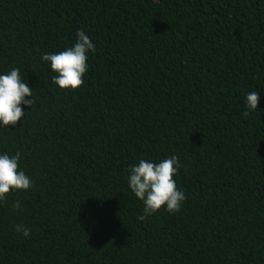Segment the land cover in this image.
Masks as SVG:
<instances>
[{"label":"trees","instance_id":"obj_1","mask_svg":"<svg viewBox=\"0 0 264 264\" xmlns=\"http://www.w3.org/2000/svg\"><path fill=\"white\" fill-rule=\"evenodd\" d=\"M79 30L96 50L60 91L40 57ZM11 68L35 103L0 152L33 187L0 205V264H264V0H0ZM173 154L186 200L142 221L127 170Z\"/></svg>","mask_w":264,"mask_h":264},{"label":"clouds","instance_id":"obj_2","mask_svg":"<svg viewBox=\"0 0 264 264\" xmlns=\"http://www.w3.org/2000/svg\"><path fill=\"white\" fill-rule=\"evenodd\" d=\"M95 45L85 31L75 34V43L58 52H45L40 60L50 73L51 83L60 91H75L83 83L88 71L89 53L95 52ZM244 115L257 111L258 91L248 92L244 98ZM35 103L34 90L29 87L20 68H11L0 72V131H8L6 126L15 125L21 117L26 116L23 108L32 109ZM23 106V107H22ZM22 153L0 152V205L7 203L12 192H27L33 187L32 178L21 167ZM182 167L175 154L167 156L159 162L142 158L127 170L126 183L130 193L142 204L140 220L163 210L175 214L181 210L186 200L185 192L177 188L174 177ZM13 209L20 210L21 202L17 200ZM14 231L28 238L30 229L17 224Z\"/></svg>","mask_w":264,"mask_h":264}]
</instances>
